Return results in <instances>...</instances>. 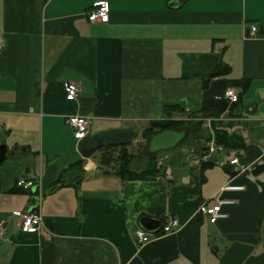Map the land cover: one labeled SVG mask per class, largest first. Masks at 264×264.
<instances>
[{
  "label": "crops",
  "instance_id": "0c3cea01",
  "mask_svg": "<svg viewBox=\"0 0 264 264\" xmlns=\"http://www.w3.org/2000/svg\"><path fill=\"white\" fill-rule=\"evenodd\" d=\"M95 1L0 0V264H264V0H108L107 22L87 19ZM217 65L225 70L204 85ZM243 79L232 111L247 144L243 173L202 170L197 138L179 145L183 155H158L169 173L146 179L122 180L91 155L48 189L16 185L38 184L50 160L75 148L68 115L88 116L92 133L143 129L166 105L189 113L229 87L239 94ZM65 81L79 83L75 100ZM228 181L244 189L221 191ZM35 197L43 224L23 232L12 212ZM217 197L234 202L210 223L198 206ZM143 216L160 226L146 230ZM172 218L179 227L162 233ZM137 228L150 239L140 243Z\"/></svg>",
  "mask_w": 264,
  "mask_h": 264
},
{
  "label": "trees",
  "instance_id": "16d2710c",
  "mask_svg": "<svg viewBox=\"0 0 264 264\" xmlns=\"http://www.w3.org/2000/svg\"><path fill=\"white\" fill-rule=\"evenodd\" d=\"M224 70L223 66L217 65L204 80V85H206L211 78L220 75ZM249 82V79L242 80L241 90L238 94L239 98L233 103H229L228 100L224 98L211 97L204 100L197 111L189 113H187L179 104L166 105L164 108L165 117L162 119L149 120L147 125L140 132V136L145 139V144L141 146L142 148L140 152L133 153L127 148L137 136V132L134 131L131 138L125 144L105 145L102 149L101 157L107 154L110 155L116 163L114 173L120 179L125 180L146 179L158 174H164L165 168L158 160V152L173 149L182 144H186V147L188 148V146L197 138H201L205 142L213 137L215 143L223 145L225 152L228 155H240V150L245 148L247 144L244 136L237 128V122L241 119L240 115H236L232 111L240 102L241 96L246 92ZM174 114H179L180 117ZM207 118H210L209 127H206L204 124L205 119ZM165 130H171L178 133L184 132V135L172 147L151 150L149 147L151 139L156 134ZM142 151H146L145 165L140 169L132 168L131 162L133 158L139 155ZM82 164L83 159L74 165L68 166L63 170L56 182L46 187L57 185L61 182L63 173H66L73 168L81 167ZM212 166H214V164L211 160L201 163L202 170L206 167ZM229 173L232 174L231 169H229ZM79 178L81 177L76 175L73 180H80ZM65 183L62 184L64 185Z\"/></svg>",
  "mask_w": 264,
  "mask_h": 264
},
{
  "label": "built area",
  "instance_id": "2783aa9c",
  "mask_svg": "<svg viewBox=\"0 0 264 264\" xmlns=\"http://www.w3.org/2000/svg\"><path fill=\"white\" fill-rule=\"evenodd\" d=\"M87 19L90 21L107 22L109 20V2L108 0H96L93 7L86 13ZM256 27H250V33L255 31ZM2 39L0 37V50L2 49ZM64 97L68 101L75 100L78 97L81 87L79 83L74 81H65L63 83ZM225 99L229 103L236 102L239 98L238 92L234 88H227L225 91ZM210 118L205 119V126L209 127ZM66 123L71 128L72 136L77 141L90 132V118L86 115L72 114L66 118ZM264 126V121L262 122ZM204 152L201 156V161L211 160L214 165L225 166L229 165L232 174H240L249 169V164L245 162L238 154L228 155L225 152L223 145L215 143L213 137L204 142ZM224 156V157H223ZM17 186L24 190L34 189L37 191L41 186L40 182L35 183L33 180L19 178L16 182ZM244 186L228 181L221 187V191H241ZM232 199L217 197L216 201L209 205L206 202H201L198 206V212L204 215L210 223H215L218 219L226 217V212L222 210L223 205L232 204ZM12 214L19 219V226L23 232H34L40 225L43 224L42 216L36 209L32 210H15ZM180 222L176 218H172L161 224L162 233H169L176 230ZM3 223H0V235L3 234ZM138 241L144 243L150 239V234L144 230L137 228L134 231Z\"/></svg>",
  "mask_w": 264,
  "mask_h": 264
},
{
  "label": "water",
  "instance_id": "95a60500",
  "mask_svg": "<svg viewBox=\"0 0 264 264\" xmlns=\"http://www.w3.org/2000/svg\"><path fill=\"white\" fill-rule=\"evenodd\" d=\"M169 5L178 7L181 5V0H171ZM133 128L130 126L109 128L96 132H88L84 137L76 141L75 148L67 154L60 155L50 160L46 167L44 176L41 179V186L46 187L58 180L61 173L68 166L80 162L82 159H87L96 151L104 148L105 145H122L125 144L133 135ZM184 135V132L178 133L171 130H165L156 134L150 141L149 147L151 150L166 149L172 147ZM6 146L0 145V162L6 156ZM110 155H104L99 160V165L108 166L111 160ZM36 188L33 189L35 191ZM38 205V197H35L34 203L28 207L32 210ZM140 226L148 231H154L160 226V221L153 217L143 216L139 220Z\"/></svg>",
  "mask_w": 264,
  "mask_h": 264
},
{
  "label": "rangeland",
  "instance_id": "374dc122",
  "mask_svg": "<svg viewBox=\"0 0 264 264\" xmlns=\"http://www.w3.org/2000/svg\"><path fill=\"white\" fill-rule=\"evenodd\" d=\"M138 125H134V131L137 132V136L132 140L131 144L127 146V148L133 152V153H138L141 151V146L145 144V139H143L141 136H140V132L142 131V129H139L137 127ZM175 152H177L178 154H184L186 153V148L185 146H179L177 149L176 148H173ZM172 151V149H169V150H163V151ZM147 151V150H146ZM146 151H142L139 155H137L136 157L133 158L132 162H131V167L134 168V169H140L142 168L145 163H146V158H145V154H146ZM163 151H160L158 152V155L160 156V154H163L164 152ZM102 154V151H96L95 153H93L92 157L96 158V159H99L100 156ZM108 155V154H107ZM160 161V160H159ZM161 162V161H160ZM163 163H164V168H165V171L169 173V165H171L170 162L166 163V159L163 160ZM110 167H112L113 169L116 167V163L115 161L111 158L110 160V164H109ZM67 173V172H66ZM65 173V174H66ZM64 173L62 174V177H64L65 175ZM49 187H44V190L45 189H48Z\"/></svg>",
  "mask_w": 264,
  "mask_h": 264
}]
</instances>
